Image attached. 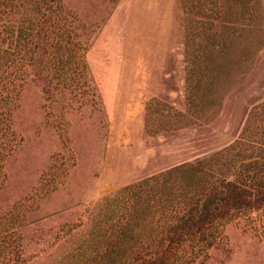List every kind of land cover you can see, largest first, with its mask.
Returning a JSON list of instances; mask_svg holds the SVG:
<instances>
[{
	"label": "rangeland",
	"instance_id": "obj_1",
	"mask_svg": "<svg viewBox=\"0 0 264 264\" xmlns=\"http://www.w3.org/2000/svg\"><path fill=\"white\" fill-rule=\"evenodd\" d=\"M217 153L197 187L191 166ZM171 170V188L147 184ZM259 177L264 0H0V264H108L159 193L144 257L205 194ZM169 264H264V201Z\"/></svg>",
	"mask_w": 264,
	"mask_h": 264
},
{
	"label": "trees",
	"instance_id": "obj_2",
	"mask_svg": "<svg viewBox=\"0 0 264 264\" xmlns=\"http://www.w3.org/2000/svg\"><path fill=\"white\" fill-rule=\"evenodd\" d=\"M29 35L30 34H27L24 40L28 37L29 40L32 41V35L31 38ZM225 156V153H217L216 158L212 157L206 160H201L191 166V177L197 180V187H202L204 182H207L211 177H214L215 173L210 167H212L214 162L216 163V161H219ZM178 169L182 170L183 167H179ZM178 169H175L176 173L179 172ZM172 171L173 170L166 174H161L159 177L150 178L147 181V184L150 181L159 182L161 178L165 185H170L171 188L175 182H180L179 180L172 181V176H174ZM263 179L264 177H259L258 179H255V181L259 182ZM222 182H225V180ZM189 185L193 186L194 183L190 182ZM227 185L231 186L230 191L220 193L215 189L214 191L205 194V196H203L205 197V200L202 203L201 200L203 197L197 200V203L194 204L185 216L181 217L175 225L170 227V234L167 235V238L169 239L167 241H169L171 245H165L162 249L156 250L153 253H146L144 257H141L139 254L133 256L138 248L133 251L132 255H130L132 253L130 250L133 245L136 244L137 240L143 237V234H137L136 230L141 228L140 231H142L144 229L142 227L151 223V219L156 212L154 207L156 203L160 202L158 199L162 200L164 205L167 198L163 200L159 193H155L156 203L153 205L146 202V198L140 200L138 206L134 208L130 220L126 222L121 237L116 240L115 244L117 245L112 247L106 253L108 264H169L170 257L179 250L180 246H182L188 236L195 234L207 235L209 229L219 219L230 216L234 210L252 205L259 207L264 201V191L262 187L256 188L255 194L250 195L248 194L249 190L237 186L233 184V182L229 181L227 182ZM133 188L134 187H128L125 191L122 190L121 193H119V196L124 192L133 190Z\"/></svg>",
	"mask_w": 264,
	"mask_h": 264
}]
</instances>
